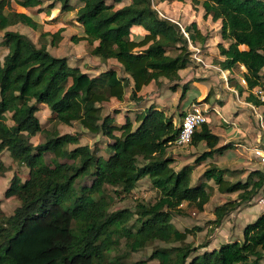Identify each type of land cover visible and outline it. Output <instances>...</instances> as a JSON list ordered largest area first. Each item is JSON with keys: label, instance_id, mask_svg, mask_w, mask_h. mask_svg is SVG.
<instances>
[{"label": "trees", "instance_id": "1", "mask_svg": "<svg viewBox=\"0 0 264 264\" xmlns=\"http://www.w3.org/2000/svg\"><path fill=\"white\" fill-rule=\"evenodd\" d=\"M73 1L64 0L58 15L74 12L75 18L67 23L81 27L82 32L72 36L73 41L85 40L93 56L116 60L124 74L110 68L91 76L66 57L52 55L46 43L37 46L27 35L6 29L18 23L38 29L37 15L15 7H37L36 13H48L52 3L44 8L42 0H0V44L7 48L0 57V153L8 151L17 165L28 169L24 179L14 173L4 190V196L17 197L19 205L0 218V264H109L122 238L125 247L134 251L151 241L180 243L154 250L150 257L156 263L138 260L132 264H264V211L243 227L241 238L211 250L198 251L206 244L185 243L191 229L180 231L171 222L173 212H185L183 202L189 210L202 211L211 196L208 181L213 180L220 193H237L236 199L215 206L213 223L219 225L225 215L240 203L250 202L264 187L263 168L251 169L244 180L232 181L225 177L232 170L213 166L193 184L191 166L175 170L166 156L180 130L172 115L154 103L129 109L122 122L116 120L118 109L100 114L104 102L112 97L124 99L129 87L130 100L139 102V91L149 83L179 80V70L190 64L188 41L203 43L207 35L195 22L181 30L170 19L158 16L152 0H131L120 7L115 4L122 0H77L78 6ZM193 2L202 6L203 17L220 20L219 33L226 44H217L223 59L215 63L229 71L244 66L242 77L248 91L260 85L264 0ZM63 30L40 32L39 37H49V44L55 46ZM169 49L176 53H168ZM170 88L175 91V86ZM187 90L188 82L181 88L180 99ZM246 100L260 104L250 92ZM42 106L57 123L77 122L92 134L106 136L107 156L97 155L87 145L77 146V133L44 130L36 115ZM39 132L45 140L33 144L31 137ZM200 142L207 149L196 162L231 147L218 145L219 136L207 122L194 130L189 143ZM46 153L51 154L48 160ZM143 177L150 178L158 190L154 203H137L133 211L109 210L113 198L107 187L115 194L129 193ZM133 216L135 223L129 224Z\"/></svg>", "mask_w": 264, "mask_h": 264}, {"label": "rangeland", "instance_id": "2", "mask_svg": "<svg viewBox=\"0 0 264 264\" xmlns=\"http://www.w3.org/2000/svg\"><path fill=\"white\" fill-rule=\"evenodd\" d=\"M63 1L64 0H42L41 5L44 6L41 7L45 8L51 3L53 6L56 5L57 7H61ZM130 1L131 0H122L120 3L115 4V7H120L122 5L128 4ZM73 3L75 6L79 5L77 0H74ZM188 4L194 7V4L196 3L193 2V0H152V5L157 10L158 16L170 19L172 22L179 25L181 30L186 25H188V23H190L192 19V16L190 15V7L186 8ZM30 11L35 15L37 14L35 8L30 9ZM187 11L189 13H186ZM44 12L45 11L38 12V15L43 16ZM45 24L47 25L40 24V27L36 30L21 23L15 24L9 28L7 27L6 29L15 30L27 35L37 46H39L40 42L46 43L47 49L52 55L57 57H66L70 63L77 64L81 71H86L91 76L96 75L101 70L110 68L116 70L118 74H124L121 66L116 62V60H105L97 56H93L90 53L92 46L88 45L85 40H80L78 42L73 41L72 36H76L79 33H77V29L75 27L67 25L68 27H66V30L64 32H62V38L58 42V44H56L55 46H51L49 44V37L40 38L39 33L43 31L41 29L42 26L45 27L46 31L48 29H51L50 31H53L57 28V25L50 26L46 20ZM2 33L3 31H0V40ZM212 45H214L212 47L216 48V45L213 44V42ZM187 49L190 56V65L192 66V70H190V73H193L195 68H205V65L203 63L204 58L202 60L197 58L199 57L198 54H200V51L191 50L194 48L191 47L190 41H188ZM200 49L207 50V52H203V54L207 53L208 57L209 55H214L213 52H209L210 50L208 49V47H200ZM6 52L7 49L0 44V57L2 58ZM168 53L175 54L176 52L169 49ZM195 56H197L196 58L198 60L195 59ZM192 58L193 61H197L198 65L191 62ZM201 74L204 73L202 72L200 73V75ZM186 75L187 74H179V80L168 81L166 79H162V84L151 82L148 86H145L143 90L139 92L141 95V100L139 102L130 100L129 87L125 92L124 99L117 100L113 98L108 102H104L101 105L100 114L101 116L107 113L113 114V110L118 109L119 111H121V114L117 115L116 119L117 121L122 122L124 120V111L128 107L140 109L151 104V102L153 101L156 105L166 106L167 113H170L173 117L174 123H176V125H179L184 112L190 105L185 103L188 102V99L190 100V98L193 96V93L196 91V86L198 85H194L192 87L193 90H188L189 93H187L186 95L188 99L186 101L182 99L178 101L177 99H179V96L181 94V88L186 81ZM195 82L197 83V80H195ZM172 86H175V91L170 88ZM218 100L219 98L215 99V101ZM156 101L159 102L157 103ZM207 104L210 106V103ZM213 111V109L209 110L208 114L213 115V113H211ZM222 112H225L223 108ZM36 115L41 123V127L44 130L56 129V131L60 134L77 133L79 138V142L76 144L77 146L87 145L92 151H95L97 155H102L104 157L107 156V153L104 149L105 143L107 141L106 136L100 134H92L77 122H73L70 125L57 123L56 121H54V119H52L50 110L45 106H42V108L36 113ZM132 116L134 117V114H132ZM215 116L217 117V115ZM225 125H227V123L217 117L214 126L224 128ZM115 133L118 134V131H116ZM44 140L45 137L43 133L40 132L31 137V141L33 144L43 142ZM76 145H69L68 147L73 148ZM206 149L207 148L203 142H200L196 145H193L191 143L181 145L172 144L167 149L166 156H168L172 160L171 166L175 170H179L184 165L191 166V181L193 184L200 182L204 170L213 166L232 170V175L227 174L225 176L229 180L236 181L245 179L247 171H249L250 169L249 167H247V165L242 164V158H238V160L235 161L236 157L239 156L238 152H224L222 154L215 153L212 157L206 158L201 162H196V158ZM50 157V153L45 154L46 160H48ZM240 162L241 164H239ZM0 163H2L3 165V169L0 170V218H4L12 214L13 210L19 205V200L17 199V197H5L4 190L9 185L10 178L14 173H18L20 177L24 179L26 177L28 169L25 166L17 165V163L12 160L9 152L6 150L0 153ZM260 168H262L261 165ZM208 183L211 186V196L202 211L195 212L189 210L187 208V203L183 202L182 209L185 210V212L181 214L173 212L171 216V222L180 231L191 229L186 236V239L184 241L185 243H191L195 247H200V245L206 244L204 248H200L198 249V251L204 249L211 250L212 248L219 247L225 242H230L241 238V231L243 227L247 223L253 221L254 217L259 214V208L253 206L256 205L258 197L264 192L263 187L257 193V195L253 197V199L251 200L252 203H240V205H238L232 212L223 217L219 225H215L213 223V210L215 206L227 200L236 199L237 193H220L217 189V185L213 180H209ZM106 192L113 198L109 207V210L111 211L124 208L133 211L135 210L137 203H154L159 196L158 190L152 185V182L148 177L141 178L129 193L115 194L112 192L111 187H107ZM131 223H135V216L130 219L129 224ZM179 244V242L165 243L162 241H151L148 242L144 247L134 251L125 247L124 238H122L117 250H114L111 253V255L115 257L112 258V263L109 264H132L133 262L138 260H146L147 263H156L157 259L150 257L154 250L169 248L171 246H176Z\"/></svg>", "mask_w": 264, "mask_h": 264}, {"label": "crops", "instance_id": "3", "mask_svg": "<svg viewBox=\"0 0 264 264\" xmlns=\"http://www.w3.org/2000/svg\"><path fill=\"white\" fill-rule=\"evenodd\" d=\"M41 6H44V5H41ZM32 8H35V10L37 9V7H31V8H25L22 6L15 7L16 11L26 12V13H32L30 11V9ZM186 8H189L191 10L190 15L192 16V19L190 23L195 22L197 28L200 30L202 34L207 35V38L203 43H200V42L192 43L191 42V47L194 48L191 50L200 51V54H198L200 58L195 56V59L198 58L202 60L204 58L203 63L205 65V68H201V69L195 68L193 73H190V70H192L191 69L192 66L189 64L190 66L188 65L186 68L179 70V74H187L185 77L186 81L184 83L188 82V85H189L188 90L189 89L193 90L192 87L198 84L196 86V91L193 93V96L191 98L189 97L190 100L186 96L187 93H189L188 90L185 93V96L184 98H182V100L186 101L188 99V102H186L185 104H191L192 102H196V101L206 104V107L209 108L207 112L206 122L208 123L211 131L219 136L218 145H223L226 143L231 144V147L227 148L222 153L238 152L239 156L236 157L235 161H237L238 158H242L243 159L241 161L242 164L247 165V167H249L250 170L258 169L260 168V164L258 163V160L251 152L250 148L254 146H260L264 143V129L258 126L256 122V116L254 113L255 110L261 111L262 107L259 104L258 105L253 104L252 101L246 100V96L248 95V93L249 92L252 93V92L251 90L248 91L246 89V83L242 82V78H243L242 73L245 71V68L244 66L241 65L239 71H229V70L221 69L215 63L216 59H223V57L219 55V51L217 48V44L219 42L223 43V40L221 39L220 33H219L220 20L213 21L210 15H208L206 18L203 17L204 10L200 4H194V7L188 4ZM59 10H60V7H57L56 5H54V7L50 10V12L48 13L44 12L43 16L38 15L37 13L36 15H37V20L39 22V27H40V24L47 25L45 24V20H46L50 26L57 25V28L64 27V30L62 32H64L66 30V27L68 26L75 27L77 29V33L79 32L78 33L79 35L82 32L81 27H77L74 24L67 23L68 20L75 18V14H73L74 12H70L68 15L62 14L61 16L58 17ZM186 13H189V12L187 11ZM55 17H58V20H54ZM41 29L43 30L41 32H46L44 26H42ZM50 30L51 29H48L47 31H50ZM62 32H61V35H62ZM212 42L213 44L216 45V48L212 47L214 46L212 45ZM223 44L225 45L226 43L224 42ZM200 47H208V49L210 50L209 52H213L214 55L213 56L209 55L208 57L207 53H205L206 55L203 54V52H207V50L205 49L201 50ZM191 62L193 64L198 65L197 61H193V58ZM72 65L78 66L75 63H73ZM202 72L204 74L200 75V73ZM261 72H264V69ZM195 80H197V83L195 82ZM144 87H142L141 90H143ZM138 94L140 95V93ZM216 98L217 99L219 98V100L215 101ZM110 99H113V97ZM177 100L178 101L181 100L180 96H179V99ZM156 102L158 103L159 101H156ZM152 103L154 102L152 101L151 104ZM207 103H210V106ZM147 106H144V107H147ZM157 106L163 109L166 114L171 115L170 113H167L166 106L164 105H161V106L157 105ZM253 106H256V108H254ZM144 107L140 109H143ZM222 108L225 111L224 113L222 112ZM129 109H137V108L128 107L124 111V114H126V111H128ZM211 109L214 110L213 112H211L213 113V115L208 114L209 110ZM119 114H121V111ZM214 114L217 115V117L220 118V120H223L224 122L227 123V125H225L224 128L214 126L217 120V117ZM130 117L131 118L133 117L132 113L130 114ZM241 162L239 164H241ZM249 203H252V201H250ZM253 207L259 208L257 203ZM258 213L259 214L261 213L260 208L258 210ZM257 216H255L254 219Z\"/></svg>", "mask_w": 264, "mask_h": 264}, {"label": "built area", "instance_id": "4", "mask_svg": "<svg viewBox=\"0 0 264 264\" xmlns=\"http://www.w3.org/2000/svg\"><path fill=\"white\" fill-rule=\"evenodd\" d=\"M242 82L246 83L242 78ZM253 95L260 102L261 111L255 110L256 122L264 129V72H262V83L251 89ZM256 108V106H253ZM208 108L202 102H192L186 109L180 122V130L175 139V144H188L191 141L193 132L203 122L207 121ZM251 152L257 158L258 163L264 169V143L260 146L251 147ZM257 204L261 211H264V192L258 197Z\"/></svg>", "mask_w": 264, "mask_h": 264}]
</instances>
